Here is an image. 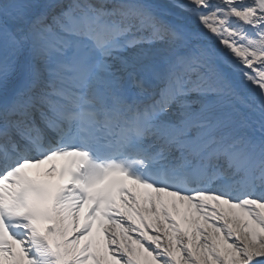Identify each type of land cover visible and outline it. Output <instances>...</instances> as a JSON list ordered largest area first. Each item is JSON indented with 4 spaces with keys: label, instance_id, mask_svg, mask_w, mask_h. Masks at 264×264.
<instances>
[{
    "label": "snow or ice",
    "instance_id": "snow-or-ice-1",
    "mask_svg": "<svg viewBox=\"0 0 264 264\" xmlns=\"http://www.w3.org/2000/svg\"><path fill=\"white\" fill-rule=\"evenodd\" d=\"M0 264H264V0H0Z\"/></svg>",
    "mask_w": 264,
    "mask_h": 264
},
{
    "label": "bare ground",
    "instance_id": "bare-ground-1",
    "mask_svg": "<svg viewBox=\"0 0 264 264\" xmlns=\"http://www.w3.org/2000/svg\"><path fill=\"white\" fill-rule=\"evenodd\" d=\"M154 2L163 5H171L173 0H154Z\"/></svg>",
    "mask_w": 264,
    "mask_h": 264
}]
</instances>
